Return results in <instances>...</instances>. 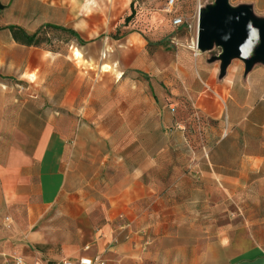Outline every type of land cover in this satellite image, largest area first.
<instances>
[{"label": "crops", "instance_id": "crops-1", "mask_svg": "<svg viewBox=\"0 0 264 264\" xmlns=\"http://www.w3.org/2000/svg\"><path fill=\"white\" fill-rule=\"evenodd\" d=\"M134 3L6 5L29 9L0 20V261L89 245L106 264H264V65L222 76L197 32L112 37ZM10 25L78 36L29 46Z\"/></svg>", "mask_w": 264, "mask_h": 264}, {"label": "water", "instance_id": "water-1", "mask_svg": "<svg viewBox=\"0 0 264 264\" xmlns=\"http://www.w3.org/2000/svg\"><path fill=\"white\" fill-rule=\"evenodd\" d=\"M196 46L198 53L219 49L211 61H220L222 76L234 59L242 60L249 73L256 64L264 65V17L256 16L251 5L214 0L199 10Z\"/></svg>", "mask_w": 264, "mask_h": 264}, {"label": "rangeland", "instance_id": "rangeland-1", "mask_svg": "<svg viewBox=\"0 0 264 264\" xmlns=\"http://www.w3.org/2000/svg\"><path fill=\"white\" fill-rule=\"evenodd\" d=\"M14 1L16 2V0ZM209 1L214 0H176L173 10L169 12L167 0H135L133 9L127 14L132 15L130 21L125 25V20L123 18L117 25L119 27V34L122 35L129 31H138L147 37L149 43L159 44L164 42L166 46L171 45L169 37L176 35L180 45L191 47L193 45V38L197 32L199 9L206 6ZM9 2L11 3V0H0V4L4 6L3 9H0V20L7 15L14 16L15 20L24 10L29 9L21 7L7 8L6 5L9 4ZM176 16L182 17L186 23L182 26L175 27L173 25V18ZM47 30L51 31L52 29ZM115 32L116 29L113 33ZM55 33H57L55 36L52 35L51 37L46 38L49 39V42L53 47L57 48L61 44L58 38L59 32L55 31ZM218 53L219 49L214 48L212 51H206L201 55L205 57L206 61H210L213 57L218 55ZM213 62H216L217 64L220 63V61ZM231 65H237L240 69L245 68L244 62L240 59H234L230 66ZM43 233L46 237L56 236V233L53 231L50 232L48 229H43ZM45 259L50 258L46 257Z\"/></svg>", "mask_w": 264, "mask_h": 264}, {"label": "built area", "instance_id": "built-area-1", "mask_svg": "<svg viewBox=\"0 0 264 264\" xmlns=\"http://www.w3.org/2000/svg\"><path fill=\"white\" fill-rule=\"evenodd\" d=\"M176 4V0H167L168 11L171 12L173 7ZM186 23V21L180 17L176 16L173 18V25L175 27L182 26ZM195 52L198 53L197 46L195 45ZM85 254H82L78 257H62V258H50V259H35V260H27L21 256H3L0 264H106L104 258L100 254H92L91 247L89 245L84 246Z\"/></svg>", "mask_w": 264, "mask_h": 264}, {"label": "trees", "instance_id": "trees-1", "mask_svg": "<svg viewBox=\"0 0 264 264\" xmlns=\"http://www.w3.org/2000/svg\"><path fill=\"white\" fill-rule=\"evenodd\" d=\"M132 9H133V6H132L131 10ZM131 16L132 15H126L124 17L125 25L130 21ZM47 27L52 28V29L57 30V31L60 30V31L69 33L72 36H76V37L78 36L74 30L66 29V28H63L61 26L48 25ZM9 29L11 30L14 39L21 44H25V45H29V46H31V45L39 46V45H42L43 43L49 42V39L46 38L45 35H39L38 36L37 33L34 35H29L25 31V29H23L22 27L17 26V25H10ZM111 36L114 38H119L121 36L119 34V27L118 26L116 27V32L112 33Z\"/></svg>", "mask_w": 264, "mask_h": 264}, {"label": "bare ground", "instance_id": "bare-ground-1", "mask_svg": "<svg viewBox=\"0 0 264 264\" xmlns=\"http://www.w3.org/2000/svg\"><path fill=\"white\" fill-rule=\"evenodd\" d=\"M200 10V9H199ZM200 52V51H199ZM200 54H202V52H200Z\"/></svg>", "mask_w": 264, "mask_h": 264}]
</instances>
